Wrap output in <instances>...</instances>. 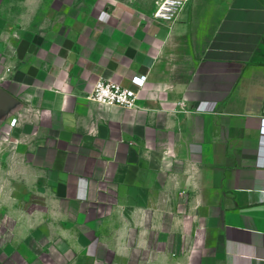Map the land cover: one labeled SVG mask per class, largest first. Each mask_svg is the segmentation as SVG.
Wrapping results in <instances>:
<instances>
[{"label": "crops", "instance_id": "0c3cea01", "mask_svg": "<svg viewBox=\"0 0 264 264\" xmlns=\"http://www.w3.org/2000/svg\"><path fill=\"white\" fill-rule=\"evenodd\" d=\"M159 1L0 0V264H264V0Z\"/></svg>", "mask_w": 264, "mask_h": 264}, {"label": "built area", "instance_id": "2783aa9c", "mask_svg": "<svg viewBox=\"0 0 264 264\" xmlns=\"http://www.w3.org/2000/svg\"><path fill=\"white\" fill-rule=\"evenodd\" d=\"M189 1L160 0L157 2L153 18L168 24H173ZM146 81L147 76H137L131 80V87H124L117 82L101 78L93 87L91 99L100 105L133 110L138 107L137 101L141 91L145 87ZM11 124L15 125L16 120H13ZM257 164L264 167V144L261 148Z\"/></svg>", "mask_w": 264, "mask_h": 264}, {"label": "rangeland", "instance_id": "374dc122", "mask_svg": "<svg viewBox=\"0 0 264 264\" xmlns=\"http://www.w3.org/2000/svg\"><path fill=\"white\" fill-rule=\"evenodd\" d=\"M5 144H6V142H5ZM2 154H0V156H1ZM1 163H2V161H0ZM3 164V163H2ZM2 165L0 164V167H1ZM6 169H7V166H5L4 167V170H2V169H0V173H3L4 172V174H6ZM3 176H5V175H3ZM2 178H5V177H2ZM2 180H5L6 181V179H2ZM3 186H5V185H2V187ZM1 245V244H0ZM5 251V250H4Z\"/></svg>", "mask_w": 264, "mask_h": 264}]
</instances>
